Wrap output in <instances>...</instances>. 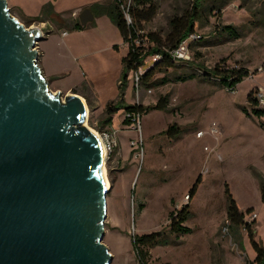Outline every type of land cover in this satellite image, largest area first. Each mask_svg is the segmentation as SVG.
I'll list each match as a JSON object with an SVG mask.
<instances>
[{
    "label": "rangeland",
    "instance_id": "374dc122",
    "mask_svg": "<svg viewBox=\"0 0 264 264\" xmlns=\"http://www.w3.org/2000/svg\"><path fill=\"white\" fill-rule=\"evenodd\" d=\"M7 1L11 15L46 34L37 45L38 64L50 90L60 92L62 100L71 93L83 97L89 107L87 125L93 131L101 135L117 131L118 146L106 159L112 187L103 242L113 255L112 264H139L133 236L157 232L162 241L150 249L149 264H245L247 259L254 260L248 233L224 228L231 195L245 222L251 224L255 240L264 246V115L253 111L264 110V0H206L195 24L196 37L187 41L190 58L176 62L167 72H156L153 80L191 72L199 76L158 86L143 82L137 95L134 73L129 72L125 101L117 105L111 119L116 128L105 123V109L120 96L121 59L127 47L118 27L106 16L81 31L68 23L32 22L41 13L36 0ZM94 1L99 0H59L57 9ZM156 1L158 14L145 30L162 36L174 16L188 14L197 2ZM80 13L64 19L80 22ZM223 27L235 28L239 37L227 36ZM152 62L149 57L146 65ZM223 62L249 70L235 91L199 73ZM161 96H169L166 110L143 114L138 129V125L123 124L126 105L152 107ZM173 125L178 129L169 132ZM134 140L141 141L140 147L131 146ZM195 185L196 194L189 198ZM185 204H189L185 226L192 232L177 236L170 231L169 213Z\"/></svg>",
    "mask_w": 264,
    "mask_h": 264
},
{
    "label": "water",
    "instance_id": "95a60500",
    "mask_svg": "<svg viewBox=\"0 0 264 264\" xmlns=\"http://www.w3.org/2000/svg\"><path fill=\"white\" fill-rule=\"evenodd\" d=\"M45 37L0 0V264H112L102 140L83 97L50 90Z\"/></svg>",
    "mask_w": 264,
    "mask_h": 264
},
{
    "label": "trees",
    "instance_id": "16d2710c",
    "mask_svg": "<svg viewBox=\"0 0 264 264\" xmlns=\"http://www.w3.org/2000/svg\"><path fill=\"white\" fill-rule=\"evenodd\" d=\"M196 4L189 11L182 16H174L170 21V28L166 35H160L156 32H147L145 26L151 22L159 11V5L156 0H131L128 5V0H112L107 5H94L95 11L98 15H106L119 29L123 39V44L127 47V53L122 57L121 64L123 67L122 76L119 79V99L117 102H111L105 109V123L112 127L111 119L115 111L125 101V87L128 80L129 72L141 71V83L152 82L154 85H166L172 79L176 82H185L199 76L196 72L189 74L175 75L172 79L164 76L160 80H153L156 72H167L176 67V61L172 58L171 52L177 49L185 40L191 35L196 34L195 24L200 18V9L206 0H196ZM127 4V6H126ZM127 7L128 13L131 17V22L128 24L125 19V14L122 6ZM55 13L52 3L43 5L41 13L32 22H55ZM30 22V23H32ZM74 30H84L80 22L69 24ZM61 27V26H60ZM224 33L231 38H238L239 33L233 27H223ZM118 49V46H114ZM159 56L152 64L146 65V60L149 57ZM144 69V70H143ZM204 79H211L218 85L226 88L229 91H235L236 87L248 77L249 70L242 67L228 66L223 62L216 65L212 70L201 72ZM153 80V81H152ZM249 100L253 101L251 94L248 96ZM169 106V96H161L154 106H143L141 104L126 105L124 113H132L139 115L148 113L151 109L166 110ZM254 113L258 116L264 115V110L255 108ZM123 124L132 125V121L124 118ZM178 129L177 125L170 126L168 131ZM197 185H195L189 193V198H193L196 194ZM229 193L228 189L226 190ZM230 201L227 210V221L229 229L232 232H239L241 229L248 233L252 248L255 251L254 260L247 259L245 264H264V246L255 240V232L251 228V224L245 222L244 214L241 213L237 207L235 200L229 195ZM262 199L264 201V184L262 185ZM189 216V204H185L182 209L174 210L169 213V228L170 231L177 236L185 235L192 232V229L185 226ZM241 230V231H242ZM161 234V233H160ZM162 235V234H161ZM161 235L156 233L135 235L133 236L132 247L135 251L139 264H149L150 249L155 248L161 244ZM240 239L242 238L239 233Z\"/></svg>",
    "mask_w": 264,
    "mask_h": 264
},
{
    "label": "built area",
    "instance_id": "2783aa9c",
    "mask_svg": "<svg viewBox=\"0 0 264 264\" xmlns=\"http://www.w3.org/2000/svg\"><path fill=\"white\" fill-rule=\"evenodd\" d=\"M131 0H128V5L130 4ZM127 6V4H126ZM122 9L124 11V14H125V19L127 21V23L129 24L131 22V17L128 13V10H127V7H125L124 5L122 6ZM196 37L195 34L194 35H191L187 40H185L177 49L173 50L171 52V56L172 58L176 61V62H179L181 60H188L190 58L189 54H188V45H187V41L189 39H192ZM159 56H155L153 57V61L158 59ZM141 71L139 72H136L134 73V76L132 78L133 80V85H134V89H135V92L137 93V95H139V92H140V89L142 87V83H141V79H142V76H141ZM125 118H128L132 121V125L133 127L138 125L137 126V129L140 128V121H141V118L139 115H136V114H132V113H125ZM99 137L101 138V140L103 141V145H104V152H105V155H106V158L109 154H112L117 146H118V140H117V131H107V132H104L101 134H98ZM141 144V141H132L131 142V146L135 147V146H138L140 147L139 145ZM188 200V198H187ZM225 231H228L229 229V223L227 224V226H225Z\"/></svg>",
    "mask_w": 264,
    "mask_h": 264
},
{
    "label": "crops",
    "instance_id": "0c3cea01",
    "mask_svg": "<svg viewBox=\"0 0 264 264\" xmlns=\"http://www.w3.org/2000/svg\"><path fill=\"white\" fill-rule=\"evenodd\" d=\"M56 4H54V2H51V1H47V0H36V2L37 3H39V6H40V11H41V8L43 7V5H45L46 3H49V2H51L52 4H53V7H54V11H55V13H57V14H59V16H55V22H53L54 24H56V23H59V25H61V24H66V23H68V24H70V25H72L73 23H75V22H73V20L71 19V20H65L64 19V17L66 16V15H70V14H73V15H77V14H79L80 12V15L82 14V12H83V10H86V9H89L90 11H91V14H92V16H93V19H91L85 26L86 27H88V29H89V27L90 28H92L93 26H96V24H97V19H99L100 17H102V16H106V15H98L97 14V11H95V9L93 8L94 7V5H96V4H100V5H107L108 3H110L112 0H99V1H94V2H89V3H84V4H81V5H79L78 7H74V8H64L63 10H61V9H57V4H58V2H59V0H53ZM46 2V3H45ZM39 11V12H40ZM80 17V16H79ZM107 17V16H106ZM43 23H47V24H49V23H51V22H43ZM63 25L60 27H58L59 28V30L60 29H62V28H64L63 27ZM88 25V26H87ZM90 25V26H89ZM92 25V26H91ZM65 26V25H64ZM61 34H63L62 32H61ZM69 35V32L66 34V35H62L63 37H67ZM44 53V56H46L45 55V52H43ZM126 53H127V51H126ZM112 127L113 128H116L114 125H112Z\"/></svg>",
    "mask_w": 264,
    "mask_h": 264
},
{
    "label": "bare ground",
    "instance_id": "6f19581e",
    "mask_svg": "<svg viewBox=\"0 0 264 264\" xmlns=\"http://www.w3.org/2000/svg\"><path fill=\"white\" fill-rule=\"evenodd\" d=\"M93 131V130H92ZM98 137H99V135H98V133L97 132H95V131H93ZM100 140H101V138H100ZM102 144H103V141H102ZM103 148H104V145H103ZM106 155H107V153H106ZM104 174L106 175V188L107 189H111V185H110V182H109V178H108V175H107V170H106V166L104 167Z\"/></svg>",
    "mask_w": 264,
    "mask_h": 264
}]
</instances>
